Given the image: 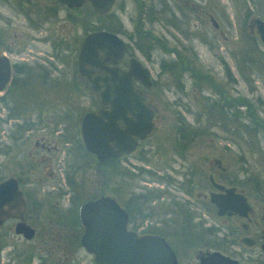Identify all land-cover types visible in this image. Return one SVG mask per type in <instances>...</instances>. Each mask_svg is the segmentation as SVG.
I'll list each match as a JSON object with an SVG mask.
<instances>
[{"label":"flooded vegetation","instance_id":"obj_1","mask_svg":"<svg viewBox=\"0 0 264 264\" xmlns=\"http://www.w3.org/2000/svg\"><path fill=\"white\" fill-rule=\"evenodd\" d=\"M1 1L8 3V0ZM135 1L139 13L149 11V5H146L144 0ZM180 1L182 5L178 8L182 10L185 8V0ZM17 4L26 22L30 23L27 27L31 29L33 35L29 36L27 32L21 30L20 34L13 32L5 36V43L12 47L14 54L17 55V61L10 62L8 56L1 53L8 58L10 65L9 80L4 88L15 81L28 90L40 91L42 95L46 92L47 97L46 100L35 101L36 107L30 114H11L13 136L8 138L11 143L4 139L0 141V172L2 171L0 182L7 178H13L17 182L25 202L23 220L33 229L30 239L15 234L12 229L17 241L22 239L32 248L28 251L32 253H26L29 261L27 264H31L33 257L38 260L37 264H82L86 263L84 254L90 256L89 263L93 264L91 254L81 245L84 227L78 217V208L74 213L73 210L69 212L65 210L66 208L63 209L61 205L73 202L75 189L80 183L78 175H82V181L87 186H93V178L94 182L99 181L97 176L89 173L90 167H95V171L103 173V177L109 172L108 191L97 197L108 195L124 209L127 215V230L138 235L163 238L174 252L176 264H264V178L259 172L250 169L243 155H238L236 164L223 165L221 157L209 158V151L206 149L203 153L196 152L202 149L204 141H209V145L216 148L219 145L222 152H227L228 139L243 138L245 134L253 138L264 136V132H258L264 131V121L261 122L257 115L247 118L249 124L244 122V119L247 120L246 114L251 115L255 112L254 107L249 110L251 105L246 106L248 101L240 96L230 97L229 91L235 90L234 85L238 80L230 73L229 83L228 67L225 66L223 72L226 80L217 82L210 73L202 71L195 65L194 51L187 58L180 57L190 63L188 67L183 68V73L189 71L195 106L194 110L189 106L191 113L189 118L183 115L176 117V88L171 89L167 85L165 87L159 81L173 66L171 75L175 77L176 85V49L165 51L173 54V59L165 61L161 58L156 62L146 43L147 51L143 52L142 59H139L134 52L137 49L135 42L133 43L134 29L136 33H142L147 42L162 43L150 30L141 28L140 16L136 18L133 30L132 27L126 29L119 19V12H124V7L118 6L117 0H114L108 12L114 16L115 30L109 31L105 27H98L82 32L78 37H71L73 27L78 28L83 23L80 15L76 13L81 6L68 7L57 0H45L42 4H37L35 0H19ZM188 4L190 12L198 11V14H201L198 16L203 26L206 23L204 20L206 16L213 30L217 32V38L227 40L228 21L225 26L218 18L225 17L223 11L216 15L210 4L206 8L190 2ZM63 8L66 12L60 11ZM113 8H116L118 13H111ZM72 11L73 14L70 13ZM254 18L262 21L264 19L249 16L247 20V28L253 33L252 37L260 42L255 24L251 22ZM3 20L9 22L8 19ZM98 30L114 33L124 42L125 47L115 64L116 67L128 70L130 60L135 58L147 69L146 80L143 83L137 79L133 80V87L142 97L151 115L150 131L143 138H134L135 145L128 153L106 160H98L93 153L87 151L81 135V123L85 114L107 108L100 102L98 94L91 90L86 76L78 69V53L84 37ZM36 43L46 44L48 49L30 51L29 48L34 49L33 45ZM211 47L216 49L218 45L213 43L209 48ZM98 54L101 52L98 51ZM215 54L222 60L219 53V56ZM155 64L158 71L153 76L151 70ZM86 68L92 69L93 75L102 76L105 73L102 69L89 65H86ZM183 73L180 70L177 73L181 80L179 82L181 93L186 91L182 81ZM86 91L93 96L88 107L84 108L81 97ZM204 91L209 93L205 94ZM178 99L180 101V97ZM201 101L205 103L199 106ZM243 106L244 108H240ZM213 107H219L226 118L236 119L237 131L226 130L222 133L213 131L215 126L222 128L223 124L226 126L222 119L212 118L210 111ZM169 114L173 116L169 118ZM126 117L131 118L130 113H127ZM161 118L167 119V128L171 130L169 137L171 147L163 150L152 149L150 138ZM0 121L5 122L3 117ZM253 123L259 128H255ZM117 125L120 129L125 127L122 121H118ZM172 130H176V133ZM8 136L11 137L7 134ZM26 138H29L28 141ZM222 140L224 144L219 142ZM11 146L16 149L10 162L11 171L3 174L6 168L5 150L12 149ZM111 146L116 151V147ZM138 154L141 155L139 158ZM153 154L156 158L152 161ZM133 159L142 161L141 166L135 165ZM140 173L145 175V178L138 188L133 183V177ZM215 185L222 188L218 189ZM229 189H232L230 195L226 192ZM122 193L127 195L123 203L117 196ZM211 194L222 195L224 205L222 214L217 213V207L210 201ZM237 196L243 197L247 203L248 210L245 212L233 210V207L240 209ZM229 200L231 205H228ZM30 202L35 204L34 211L28 207ZM47 203L51 205L44 213L40 209ZM42 218L49 227H39L35 224ZM7 222H12L14 227L16 220L6 219L0 227L6 226ZM73 222H76L75 228ZM2 230L0 239L9 236L8 227ZM43 244L46 245L42 246ZM5 245H11L12 250L16 247L4 241L0 242V250ZM79 250L82 254H79ZM213 252L219 253L222 260L212 257ZM6 255L10 257L9 253ZM224 257L232 261H225Z\"/></svg>","mask_w":264,"mask_h":264},{"label":"rangeland","instance_id":"obj_2","mask_svg":"<svg viewBox=\"0 0 264 264\" xmlns=\"http://www.w3.org/2000/svg\"><path fill=\"white\" fill-rule=\"evenodd\" d=\"M19 0H8V3H3L0 0V53L5 54L10 59V62L17 61V55L14 54L12 47L5 43V36H9L13 32L21 33V30H24L28 33L29 36L33 35V32L27 26L30 23H27L25 17L20 12V8L17 4ZM37 4H42L45 0H35ZM149 5V11L140 12L138 9V4L135 0H117V5L122 8L124 7V12H119V19L122 21L126 29L132 30L136 24V18L140 16L141 28L150 30L153 35L159 38L162 43L157 42H147L142 33H136L135 29L133 30L134 41L137 49L134 51L135 55L142 59L143 52H146V43L149 47V51H152V56L155 57V61L158 62L159 59L169 60L173 59V54H170L165 51H173L176 49V61L180 60V57L187 58L188 55H191V52L194 51L196 56L194 59L195 65L199 67L202 71L210 73L214 81L222 82L226 80L224 78L223 72H225V66L228 67L231 75L235 77L238 82L235 83V90L229 91L231 98L241 97L246 99L249 104L254 107V113L261 119V122L264 121V47L260 42L251 38L252 32L247 28V20L249 16L259 17L264 19V0H187L188 3L197 4L204 8L208 7L209 4L213 7L216 15H219L223 11L225 17H219L221 24L226 26L227 23V40H220L217 35V32L213 30L212 25L209 23L206 16L204 20L206 23L204 26L199 21V16L195 12H190L189 4L185 3L182 10H179L178 6L182 5L180 0H144ZM124 3L125 5H122ZM151 7V9H150ZM147 8V6H146ZM61 12H66L65 9H61ZM83 23H81L78 28L73 27L71 37H78L92 29L98 27L107 26L115 28L114 16L102 17L98 15L93 9L88 5L84 4L79 9L76 10ZM249 15H248V12ZM118 13L116 8L111 10V13ZM74 13V11L70 12ZM143 13V14H142ZM203 17V15H202ZM35 18V17H34ZM3 19H8L9 24H7ZM70 19V18H69ZM196 25V28H194ZM12 26V28H11ZM11 28V29H10ZM7 31H4L6 30ZM217 38V39H216ZM125 40V39H124ZM216 43L218 48H209L210 45ZM37 45V48H35ZM71 47L72 44H69ZM135 48L134 45H132ZM33 48H29L30 51L35 52L34 50H46L48 46L42 43H36L33 45ZM154 48V49H153ZM139 49V50H138ZM218 53L221 55L222 60L216 56ZM30 54V53H29ZM219 56V55H218ZM28 58V56H25ZM187 64V67L190 65L189 62L183 60V64ZM173 66H171V69ZM171 69L167 71L164 75L161 76L160 82L166 87L169 86L171 89L176 88V117L186 116L189 118L191 113L189 112V106L191 110H194V90L192 89V82L189 78V71L183 73V84L185 85V93H181L179 82L181 81L177 77L176 73V85L175 77L171 75ZM153 76L155 72L158 71V66L155 64L154 68L151 70ZM173 72V71H172ZM176 86V87H175ZM205 94L209 92L204 91ZM71 93H69V96ZM81 97L82 105L84 108L88 107L90 98L93 95H89V92L86 91ZM180 97V101L178 99ZM49 98V97H48ZM46 92L42 95L40 91L28 90L21 84L13 81L10 85L4 88L0 92V118L3 117L5 120L4 123L0 121V141L3 139L6 142L11 143L13 131V115L11 114H30L34 112L36 107L35 101L40 102L39 100H46ZM70 99V97H69ZM76 100V98H74ZM205 102L201 101L200 105H203ZM75 104V103H74ZM240 108H244L240 107ZM210 115L213 119H222L226 126L223 124L222 127H213L216 132L224 131H237L238 124L236 119L226 118L223 111L219 107L211 108ZM172 114H169V118L172 117ZM11 118L10 120L8 118ZM247 119V118H246ZM178 119L176 118V125ZM169 122V120H168ZM171 122V121H170ZM244 122L249 124L250 121L245 120ZM177 130V129H176ZM176 130H172L176 133ZM243 132L244 129H242ZM259 130V129H258ZM170 132L167 128V119L161 118V121L157 123V126L154 130V134L150 138L151 148L152 149H167L171 147ZM240 132V129H239ZM258 132H264L259 130ZM246 133V132H245ZM9 134L11 137H7ZM4 137V138H3ZM160 138V139H158ZM29 138H26L28 141ZM207 142V143H206ZM221 144L225 142L219 141ZM229 150L227 152H222L219 148H216L214 145H209V141H204L202 149H198L196 152H204V150L209 151V158H219L221 157V162L223 165L226 164H236L238 155H243L246 160V164L250 166V169L259 174L264 178V136L253 138L252 136L243 135V138H237L235 140H227ZM12 147V146H11ZM146 147V146H145ZM147 148V147H146ZM196 148V147H195ZM15 148L12 149L6 148L5 154V163L6 168L3 174H8L11 171V160L14 155ZM154 152V151H152ZM141 156L137 155V158ZM156 155L153 154L151 160H155ZM135 165L141 166L142 161L133 159ZM89 173L92 176H97V182H94L93 186H87L85 182L82 181V175H78L77 178L80 181L77 188L75 189L74 200L71 203H62L63 209L71 212H76L78 206L86 201L89 198L97 197L99 194H105L108 191V179L109 172L103 173L100 171H95V167H90ZM136 171V170H134ZM2 176V171L0 172V177ZM260 176L261 179H263ZM100 177V178H99ZM145 175L137 174L133 177V183L138 186L142 184ZM82 181V182H81ZM91 184V185H92ZM86 187V188H85ZM85 190V191H84ZM84 191V193H83ZM127 193V192H126ZM126 193L117 195L121 203L125 202ZM42 198V197H41ZM44 199V198H43ZM28 207L32 208V211L36 209L35 204L31 202L28 203ZM51 203L43 204L41 209L42 211L49 210L48 207ZM60 205V206H61ZM32 222H34L32 220ZM31 223V221H30ZM35 223V222H34ZM73 227L75 228L76 222H73ZM6 226L0 227V232H3L2 229L9 228V236L1 237L0 242H8L14 244L15 249L12 250L11 245H5L0 250V264H27L28 254L32 252V248L27 246L29 243L20 239L16 240L15 236L12 233L13 223L7 222ZM39 227H49L44 218L35 223ZM70 224V223H68ZM52 224L50 225V227ZM170 240V239H169ZM171 240L173 238L171 237ZM32 243V242H31ZM31 245V244H30ZM46 245V244H45ZM44 244L42 246H45ZM32 246V245H31ZM41 246V247H42ZM10 251V252H9ZM22 251V252H21ZM21 252L20 254H18ZM44 252V251H43ZM9 253L10 257L6 254ZM28 253V254H26ZM18 254V255H17ZM58 254V253H57ZM79 254H82L79 250ZM16 256V257H15ZM90 256L84 254V261L86 263L82 264H91L89 263ZM36 257H33L31 264H37Z\"/></svg>","mask_w":264,"mask_h":264},{"label":"water","instance_id":"obj_3","mask_svg":"<svg viewBox=\"0 0 264 264\" xmlns=\"http://www.w3.org/2000/svg\"><path fill=\"white\" fill-rule=\"evenodd\" d=\"M57 1L68 7H79L87 3L97 14L107 13L114 2V0ZM251 22L255 24L259 40L264 46V21L254 18ZM124 47V42L116 34L98 30L88 33L79 48V72L86 76L91 90L98 94L102 105L107 106L106 109L87 112L81 123L84 147L98 160L128 153L135 145L134 138H143L151 128L150 110L133 87V80L137 79L143 83L148 72L135 58L130 60L128 70H121L115 66ZM98 51L101 54H98ZM86 65L102 69L105 73L102 76L93 75L92 69L86 68ZM9 76V60L0 53V92L8 82ZM127 113H130L131 118L126 117ZM118 121L124 123V129L118 127ZM111 145L116 147V151ZM215 186L218 189L222 188ZM226 192L230 195L232 189ZM237 197L240 209L233 207V210L236 212L248 210L244 198ZM222 198L219 194L210 195V201L217 207L218 214L224 212ZM228 202V205H231V200ZM24 209L25 202L17 182L13 178L0 182V225L6 219H15L14 233L30 239L33 229L23 220ZM78 217L84 227L81 245L91 254L93 264H176L174 252L163 238L138 235L127 230L126 212L108 195L81 203L78 207ZM211 256L222 260L217 252H213ZM223 260L232 261L225 257Z\"/></svg>","mask_w":264,"mask_h":264},{"label":"trees","instance_id":"obj_4","mask_svg":"<svg viewBox=\"0 0 264 264\" xmlns=\"http://www.w3.org/2000/svg\"><path fill=\"white\" fill-rule=\"evenodd\" d=\"M100 16H102V17H108V18H111L112 16L110 15V12H108V13H106V14H104V15H100ZM111 16V17H110ZM102 27H105L107 30H115V28H112V27H107V26H102ZM251 38L252 39H254V37H252L251 36ZM255 40V39H254ZM183 60L184 59H180V60H178V61H176V73H179V70L180 71H182L183 70V68H185V67H187V64H186V62H185V64H183ZM185 61V60H184ZM228 80H229V83H231V75H230V73H228ZM249 106V105H251V104H247L246 103V106ZM253 109V106L251 105V107H249V110H252ZM252 115H255V113L254 112H252L251 113V115H247L246 114V118H249V117H251ZM255 128H259L256 124H252ZM255 130V129H254Z\"/></svg>","mask_w":264,"mask_h":264}]
</instances>
